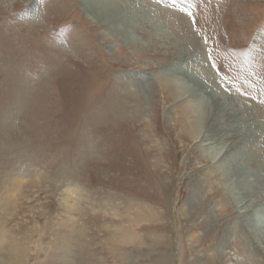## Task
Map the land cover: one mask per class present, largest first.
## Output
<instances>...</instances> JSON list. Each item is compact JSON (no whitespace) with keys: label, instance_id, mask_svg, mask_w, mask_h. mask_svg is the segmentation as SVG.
Here are the masks:
<instances>
[{"label":"rangeland","instance_id":"obj_1","mask_svg":"<svg viewBox=\"0 0 264 264\" xmlns=\"http://www.w3.org/2000/svg\"><path fill=\"white\" fill-rule=\"evenodd\" d=\"M136 2L156 20L127 44L82 0H0V264H264L241 228L264 203V0ZM197 57L259 145L243 211L160 79Z\"/></svg>","mask_w":264,"mask_h":264},{"label":"bare ground","instance_id":"obj_2","mask_svg":"<svg viewBox=\"0 0 264 264\" xmlns=\"http://www.w3.org/2000/svg\"><path fill=\"white\" fill-rule=\"evenodd\" d=\"M82 2L87 14L94 13L101 17L103 23L110 21L108 29L122 36L127 44L140 41L134 33V28L139 25L141 20H156L148 9L137 6L136 0H82ZM261 33L260 38L264 39V30ZM160 79L168 93L173 95L176 100L182 99V102L176 107L178 111L176 113L188 120L187 124L190 123V129L196 132L194 139H203H201L203 152L215 163V169L239 211L245 210L251 205L250 202L241 203L247 199L245 195L250 192L252 186L260 183L262 176L260 170L249 168L250 162H253L260 154L257 151L259 145L255 141L256 139L251 140L249 137H244V131L248 125H243L240 121V118L245 115L244 112L241 115V111L244 110L243 99L234 93L224 92L214 82L211 84L212 72L200 57L194 59L188 66H185L184 63H174L172 66L164 68L160 72ZM131 81L135 88H145L144 81L135 77H131ZM222 97L224 100L221 99ZM232 111L235 114L225 121L224 116ZM251 128L249 127L247 130L249 136L253 134ZM228 136L234 137V140L226 152H221L228 143L224 138ZM14 191L15 189L11 190L9 198ZM68 192L71 195L69 196L71 203L76 202L77 192L75 190ZM1 204L5 205L7 202L3 201ZM241 228L249 244L252 243V249L264 258V203L244 215ZM228 232L230 231L228 230ZM7 235L8 231L5 229L0 231V254L6 252L4 246ZM223 239L226 240V238ZM71 240L69 236L64 238L65 244L62 250L66 251V249L72 248ZM56 245L60 247L62 244L58 242ZM215 254H218V250ZM215 254L212 255V252L208 251V253L202 254L195 264H209L211 259L216 256Z\"/></svg>","mask_w":264,"mask_h":264}]
</instances>
